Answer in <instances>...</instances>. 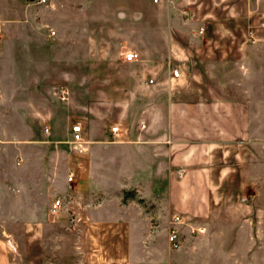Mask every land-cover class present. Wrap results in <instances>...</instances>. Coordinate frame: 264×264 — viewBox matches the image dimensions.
Wrapping results in <instances>:
<instances>
[{
	"label": "rangeland",
	"instance_id": "obj_1",
	"mask_svg": "<svg viewBox=\"0 0 264 264\" xmlns=\"http://www.w3.org/2000/svg\"><path fill=\"white\" fill-rule=\"evenodd\" d=\"M2 2L12 11L0 15V46L18 34L4 29H25L27 79L23 104L18 63L4 64L0 169L8 168L9 175L0 179V233L19 246L24 244L20 227L25 226L20 221H44L48 215L70 214L73 206L108 202L138 209L159 246L172 214L162 206L169 176L156 138L166 132L171 98L166 79L180 69L176 61H158L153 55L164 50V8L172 5L153 0H48L40 6H29L27 0ZM260 38L264 44V34ZM130 51L138 53L137 60L124 59ZM256 55L261 61L247 65L250 69L195 63L192 68L204 78L187 80V85L208 89L211 95L202 97L207 100L250 101L251 114L264 125V110L258 109L264 108V45ZM13 56L18 58L17 51ZM64 88L68 99L62 101L57 92ZM185 98L198 97L188 93ZM77 122L85 139L94 131L102 142L71 145L70 128ZM112 126L119 128V136L110 134ZM122 139L129 144H119ZM128 192L134 199L125 200ZM57 197L61 206L54 211ZM26 226L34 232V224Z\"/></svg>",
	"mask_w": 264,
	"mask_h": 264
},
{
	"label": "crops",
	"instance_id": "obj_2",
	"mask_svg": "<svg viewBox=\"0 0 264 264\" xmlns=\"http://www.w3.org/2000/svg\"><path fill=\"white\" fill-rule=\"evenodd\" d=\"M161 1L172 8H164V50L153 56L158 61H176L180 75L166 79L171 97L166 132L156 139L169 176L162 206L172 214L170 220L173 215L182 217L177 235L180 246L173 249L167 241L170 220L166 238L156 247L138 209L101 202L73 206L70 214L48 215L44 221H20L25 226L20 227L24 244L19 246L0 233V264H260L264 255V125L259 115L251 114L250 101L207 100L202 97L211 92L198 91L187 80L204 78L192 68L195 63L243 64L250 69L247 65L261 61L256 53L264 45L260 38L264 0ZM11 11L2 2L0 15ZM4 30L18 34L0 46V80L4 64L17 62L22 81L18 95L25 104L27 36L25 29ZM188 93L198 98H185ZM93 133L89 139L83 134L85 144L102 142ZM128 142L122 139L119 144ZM8 175V168L0 169V179ZM27 224L35 225L33 233L27 231ZM192 225L206 227V233L190 236ZM32 239L33 244L28 242Z\"/></svg>",
	"mask_w": 264,
	"mask_h": 264
},
{
	"label": "built area",
	"instance_id": "obj_3",
	"mask_svg": "<svg viewBox=\"0 0 264 264\" xmlns=\"http://www.w3.org/2000/svg\"><path fill=\"white\" fill-rule=\"evenodd\" d=\"M159 0H153L154 3H157ZM28 2L32 5L40 6L44 5L48 2V0H28ZM262 26H264V23H262ZM53 34V32H51ZM198 34H202V29L198 31ZM124 59L126 61H135L138 59V54L135 52H128L124 55ZM180 75V72L177 69H173L171 71L170 76L173 78H178ZM148 84H152L153 80L149 79ZM57 96L60 100L65 101L68 99V90L67 89H61L60 91L57 92ZM71 137L69 140V143L73 145L74 147H82L85 142L83 139V130L82 126L80 123H77L76 125H73L70 129ZM110 134L112 136H119V128L117 126H112L110 128ZM73 178L72 173L68 175V180L71 181ZM245 198H242L241 201H244ZM61 206V199L57 197L52 205L51 209L52 210H57ZM182 224V217L180 215H173L169 225H168V235H167V241L170 244V247L173 249H176L180 246V241L177 238L178 235V225ZM189 230V235L190 236H202L206 233V227L202 225H192L188 227Z\"/></svg>",
	"mask_w": 264,
	"mask_h": 264
},
{
	"label": "trees",
	"instance_id": "obj_4",
	"mask_svg": "<svg viewBox=\"0 0 264 264\" xmlns=\"http://www.w3.org/2000/svg\"><path fill=\"white\" fill-rule=\"evenodd\" d=\"M127 199H134L133 193H130V192L126 193L125 200H127Z\"/></svg>",
	"mask_w": 264,
	"mask_h": 264
}]
</instances>
